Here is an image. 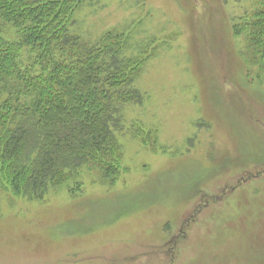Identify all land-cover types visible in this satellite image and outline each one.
<instances>
[{"label":"rangeland","instance_id":"1","mask_svg":"<svg viewBox=\"0 0 264 264\" xmlns=\"http://www.w3.org/2000/svg\"><path fill=\"white\" fill-rule=\"evenodd\" d=\"M257 0H84L75 32L146 57L115 183L41 201L0 189V264H264V56ZM79 188V189H77Z\"/></svg>","mask_w":264,"mask_h":264},{"label":"trees","instance_id":"2","mask_svg":"<svg viewBox=\"0 0 264 264\" xmlns=\"http://www.w3.org/2000/svg\"><path fill=\"white\" fill-rule=\"evenodd\" d=\"M84 0H0V189L41 201L80 187L84 173L118 177L125 106L141 104L147 59L128 54L129 35L96 42L74 31ZM249 58L264 56V0H257ZM79 189V188H77Z\"/></svg>","mask_w":264,"mask_h":264}]
</instances>
